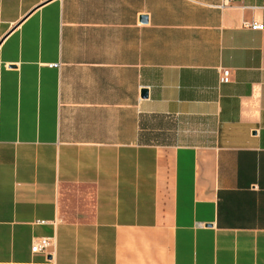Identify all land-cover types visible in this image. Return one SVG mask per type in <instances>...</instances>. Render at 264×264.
I'll return each mask as SVG.
<instances>
[{"label":"crops","instance_id":"1","mask_svg":"<svg viewBox=\"0 0 264 264\" xmlns=\"http://www.w3.org/2000/svg\"><path fill=\"white\" fill-rule=\"evenodd\" d=\"M219 2L0 0V264H264V0Z\"/></svg>","mask_w":264,"mask_h":264},{"label":"built area","instance_id":"2","mask_svg":"<svg viewBox=\"0 0 264 264\" xmlns=\"http://www.w3.org/2000/svg\"><path fill=\"white\" fill-rule=\"evenodd\" d=\"M237 0H220L219 4L217 5L218 8H224L229 6L230 4L236 2ZM251 29H261L262 25L257 23H251L249 25ZM229 73L226 69H221L219 74V81L221 83L228 82ZM53 247L50 239L48 238H37L31 244V253H47L49 249Z\"/></svg>","mask_w":264,"mask_h":264}]
</instances>
